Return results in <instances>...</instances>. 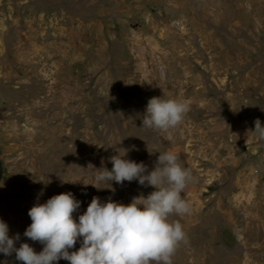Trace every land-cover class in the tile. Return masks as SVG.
I'll return each instance as SVG.
<instances>
[{
	"label": "rangeland",
	"instance_id": "374dc122",
	"mask_svg": "<svg viewBox=\"0 0 264 264\" xmlns=\"http://www.w3.org/2000/svg\"><path fill=\"white\" fill-rule=\"evenodd\" d=\"M153 97L190 111L167 134L142 127ZM257 120L264 0H0V220L17 248L43 250L24 236L28 212L55 195L80 202L77 222L93 197L142 204L147 182L85 183L113 156L147 175L171 152L194 177L181 194L190 213L169 217L186 233L173 264H264Z\"/></svg>",
	"mask_w": 264,
	"mask_h": 264
},
{
	"label": "clouds",
	"instance_id": "9594fccd",
	"mask_svg": "<svg viewBox=\"0 0 264 264\" xmlns=\"http://www.w3.org/2000/svg\"><path fill=\"white\" fill-rule=\"evenodd\" d=\"M190 111L187 101L165 100L153 97L148 101L142 127L160 133L177 128ZM255 133L264 140V126L255 122ZM171 141L173 137L167 135ZM113 165L99 172L92 186L106 181L123 184L138 181L156 190L143 198L142 204L134 199L130 204L109 200L104 203L93 197L86 212L77 222L73 213L80 207L72 193H61L46 203L34 205L28 212L31 224L24 236L44 245L37 253L28 243L15 247V237L9 236V227L0 220V253L8 256L15 252L23 264H54L65 259L70 264H173L172 257L186 233L178 221H169L173 214L190 213V205L182 198V192L190 181L191 172L178 163L171 152L160 153L157 166L145 175L146 166L141 163L113 156ZM142 206V207H141ZM82 245L78 251L69 252L78 239Z\"/></svg>",
	"mask_w": 264,
	"mask_h": 264
},
{
	"label": "water",
	"instance_id": "95a60500",
	"mask_svg": "<svg viewBox=\"0 0 264 264\" xmlns=\"http://www.w3.org/2000/svg\"><path fill=\"white\" fill-rule=\"evenodd\" d=\"M0 173H1V163H0Z\"/></svg>",
	"mask_w": 264,
	"mask_h": 264
}]
</instances>
